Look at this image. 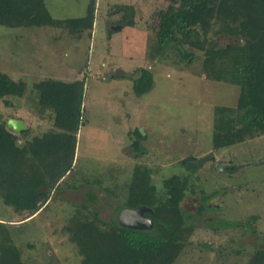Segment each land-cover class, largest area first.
<instances>
[{
    "label": "rangeland",
    "instance_id": "374dc122",
    "mask_svg": "<svg viewBox=\"0 0 264 264\" xmlns=\"http://www.w3.org/2000/svg\"><path fill=\"white\" fill-rule=\"evenodd\" d=\"M190 1L95 0L93 29L79 37L51 26H0V72L25 83L22 96L0 98V123L26 122L27 134L12 131L20 144L54 127L53 113L37 108L33 84L85 76L71 171L51 190L46 205L22 223L12 224L18 214L0 199V222L6 227L0 228V241L9 238L25 264H83L84 255L71 240V219L94 221L102 232H112L138 168L157 207L170 196L165 180L177 177L183 186L179 208L194 229L173 264H246L264 249V163L249 165L264 161V133L215 149L214 109L235 106L239 87L205 79L200 50L184 46L192 60L174 48L157 51L167 5ZM89 2L44 0L56 19L83 17ZM130 18L133 24H126ZM115 25L122 27L113 30ZM139 68L153 74L152 88L142 95L132 90ZM210 151L214 162L244 166L221 174L209 160L196 168L187 167L188 161L184 165V159Z\"/></svg>",
    "mask_w": 264,
    "mask_h": 264
},
{
    "label": "trees",
    "instance_id": "16d2710c",
    "mask_svg": "<svg viewBox=\"0 0 264 264\" xmlns=\"http://www.w3.org/2000/svg\"><path fill=\"white\" fill-rule=\"evenodd\" d=\"M94 19L95 0H90L83 17L66 19L53 18L44 0H0V26L8 28L51 26L79 37L84 31L91 33ZM126 24H133V20L128 19ZM220 36L231 40H220ZM156 37L158 54L174 48L183 58L192 60L193 53L184 46L200 50V69L205 79L239 87L235 106L214 109L215 149L264 133V0H191L187 5L169 4ZM132 80V90L137 95L153 86V74L147 68L136 69ZM33 87L39 112L53 113V129L20 144L5 122L0 123V199L16 213L26 212L27 217L46 205L51 190L72 169L82 123L85 76L70 82L44 78ZM24 89L23 81L0 72V98L22 96ZM135 133L140 136L136 129ZM134 145L139 149L137 140ZM190 159L193 157L184 159V163ZM137 171L127 207H150L153 227L135 230L121 227L116 221L108 233L99 230L94 221L74 217L68 227L72 242L84 255L83 264H109L110 260L111 264H173L181 253L184 241L194 229L186 224L179 208L183 197L181 181L177 177L165 180L170 196L157 207L149 200L151 190L143 182L146 175L140 168ZM93 200L94 197L90 199ZM3 224L0 222V228L5 229ZM3 240L0 264H25L11 240ZM246 264H264V249L256 250Z\"/></svg>",
    "mask_w": 264,
    "mask_h": 264
},
{
    "label": "water",
    "instance_id": "95a60500",
    "mask_svg": "<svg viewBox=\"0 0 264 264\" xmlns=\"http://www.w3.org/2000/svg\"><path fill=\"white\" fill-rule=\"evenodd\" d=\"M122 25H115L111 28L113 30H120ZM7 128L11 129L14 132H20L21 130H24L26 128V125L23 123L21 119L18 118H10L6 122ZM208 158H210V155H206L202 157L200 160H191L188 161L186 164L187 167L191 165L195 166H201ZM264 161H258L254 163H249V165H259L263 164ZM248 165V164H247ZM244 165H236L235 169L238 170L239 168L243 167ZM152 212V209L147 206H139L136 209L126 208L123 209L118 218V223L121 227L129 228V229H136V230H147L151 229L153 227V221L152 219L145 218L143 214L146 212Z\"/></svg>",
    "mask_w": 264,
    "mask_h": 264
},
{
    "label": "flooded vegetation",
    "instance_id": "af4514ba",
    "mask_svg": "<svg viewBox=\"0 0 264 264\" xmlns=\"http://www.w3.org/2000/svg\"><path fill=\"white\" fill-rule=\"evenodd\" d=\"M206 155H210V158H208L205 162L207 163L208 162V160H209V162H214V160H216V158H215V152L214 151H210V152H207L205 155H202L199 159H196V158H193V159H190V160H188V161H191V160H200L202 157H204V156H206ZM187 162V161H186ZM185 162V163H186ZM185 163H184V165H185ZM193 165H191V167H192ZM235 166L236 165H234V164H232V162H225V163H223V162H220V161H215L214 162V167L216 168V170L218 171V172H220L221 174H229V173H231L232 171H234V170H236L235 169ZM140 206H143V205H140ZM144 206H146V205H144ZM139 206H137V207H134V208H131V209H136V208H138ZM148 207V206H147ZM126 208H130V207H125V208H122L121 210H120V212L123 210V209H126ZM150 208V207H149ZM120 212H119V214H120ZM152 212H149V211H146L144 214H143V216L145 217V218H148V219H152V217L150 216V214H151ZM119 214H118V218H119ZM136 230V229H135Z\"/></svg>",
    "mask_w": 264,
    "mask_h": 264
},
{
    "label": "crops",
    "instance_id": "0c3cea01",
    "mask_svg": "<svg viewBox=\"0 0 264 264\" xmlns=\"http://www.w3.org/2000/svg\"><path fill=\"white\" fill-rule=\"evenodd\" d=\"M8 119H10V118H8ZM8 119H7V120H8ZM18 119H19V118H18ZM7 120H6V122H7ZM22 121H23V120H22ZM6 122H5V124H6ZM23 123H24V124L26 125V127H27L26 122L23 121ZM6 127H7V126H6ZM7 129H9V128H7ZM9 130H11V129H9ZM11 131H12V130H11ZM13 133H14V132H13ZM76 146H77V144H76ZM15 213H16V212H15ZM15 213H14V214H15ZM36 213H37V212H36ZM36 213H35V214H36ZM17 214H18V218H19V213H17ZM35 214H34V215H35ZM34 215H32V216H34ZM32 216H30V217H32ZM30 217H26V218H24V219H21V217H20V219H18V218L13 219V220H15V221H14V223H12V224L22 223L23 221L27 220V219L30 218ZM16 220H17V221H16ZM1 221H2V220H1ZM16 222H18V223H16ZM3 223H4V222H3ZM9 224H11V223H9Z\"/></svg>",
    "mask_w": 264,
    "mask_h": 264
}]
</instances>
